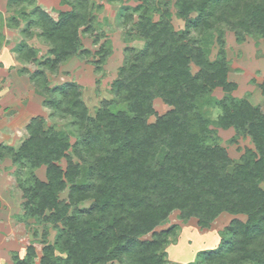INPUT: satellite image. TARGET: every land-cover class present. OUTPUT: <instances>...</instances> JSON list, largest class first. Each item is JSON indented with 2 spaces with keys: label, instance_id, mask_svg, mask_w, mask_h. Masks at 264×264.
<instances>
[{
  "label": "trees",
  "instance_id": "obj_1",
  "mask_svg": "<svg viewBox=\"0 0 264 264\" xmlns=\"http://www.w3.org/2000/svg\"><path fill=\"white\" fill-rule=\"evenodd\" d=\"M62 1L70 9L56 18L36 5L26 16L23 30L38 25L48 46L44 58L38 60L24 42L14 51L19 61L38 60L40 68L29 78L48 96L44 104L70 120L73 132L45 127L36 116L16 149L0 145V159L8 156L16 165L23 214L55 230L53 241L43 242L38 264H167L165 247L175 225L157 227L173 211L202 228L221 213L244 216L229 221L219 246L198 251L188 264H264V110L232 94L236 83L228 79L221 38L227 27L239 41L249 34L264 44V0H173L181 30L171 24L168 0L123 8L127 35L143 45L127 49L111 82L114 97L94 115L75 82L48 86L45 70L90 55L81 49L80 32L94 43L102 36L93 27L88 0ZM214 32L219 48L210 59ZM108 53L99 46L96 64ZM215 88L222 90L220 98L212 95ZM157 98L169 109L149 121ZM211 123L249 136L253 148L233 163ZM40 166L44 179L34 173ZM35 257L30 244L22 257L13 254L12 264H34Z\"/></svg>",
  "mask_w": 264,
  "mask_h": 264
},
{
  "label": "rangeland",
  "instance_id": "obj_2",
  "mask_svg": "<svg viewBox=\"0 0 264 264\" xmlns=\"http://www.w3.org/2000/svg\"><path fill=\"white\" fill-rule=\"evenodd\" d=\"M93 15V27L102 36L99 42H93V36L80 32L81 49L90 51V55H74L59 64L54 72L45 70L48 86L75 82L80 88V97L85 103L88 113L95 111L105 100L113 99L110 90L111 82L116 78L119 67L125 60L127 49L141 48L143 41L127 35L128 26L123 24L122 10L136 6L140 0H88ZM169 1L171 24L175 30L184 28L182 19L176 17L173 0ZM34 5L23 4L8 6L7 0H0V145L17 148L26 137V124L31 118L41 116L45 127L64 130L72 133L70 120L44 104L48 97L41 94L29 78V73L39 69L38 60L46 55L48 46L40 36L38 25H31L27 30L26 16L33 6H38L51 17L56 18L59 11L70 9V5L62 0H33ZM154 5L158 0H153ZM158 14H154L157 19ZM136 14H133V21ZM221 38L229 65L228 79L236 83L232 94L247 99L253 105L264 110V44L260 37L245 34L238 40L235 33L227 27L221 28ZM214 32L209 46L210 59L216 56L219 44ZM24 42L36 51L37 61L22 62L16 58L14 48ZM109 48L104 61L97 65L94 51L101 45ZM23 69V70H22ZM195 70V67L192 68ZM223 92L215 88L212 95L220 98ZM155 114L149 117L153 121L156 115L165 113L169 106L160 99L153 102ZM214 117V116H213ZM212 135L222 145L233 163L239 161L246 148H253L249 136L237 135L232 127L221 128L210 124ZM73 141V136H71ZM59 165L64 168L65 160ZM45 167L34 170L35 175L44 179ZM66 197V192L60 194ZM22 194L16 182V165L8 156L0 159V264H12L13 254L22 257L26 246L33 245L38 264L43 242H52L55 230L51 224L44 225L34 218L26 217L21 208ZM243 215L221 213L208 227H199L194 218L181 220L177 211H173L168 219L157 229L175 225V235L170 237L165 247L167 264H188L195 260L200 250L214 249L227 239L224 229L234 218Z\"/></svg>",
  "mask_w": 264,
  "mask_h": 264
}]
</instances>
